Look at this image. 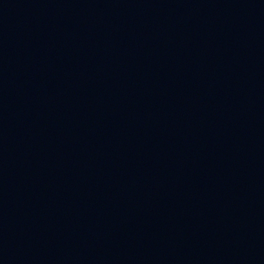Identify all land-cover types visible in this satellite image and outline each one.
<instances>
[{"label":"water","instance_id":"water-1","mask_svg":"<svg viewBox=\"0 0 264 264\" xmlns=\"http://www.w3.org/2000/svg\"><path fill=\"white\" fill-rule=\"evenodd\" d=\"M0 264H264V0H0Z\"/></svg>","mask_w":264,"mask_h":264}]
</instances>
